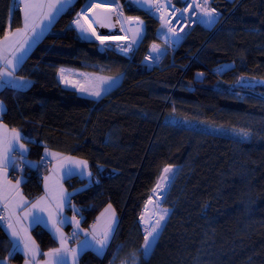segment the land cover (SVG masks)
Masks as SVG:
<instances>
[{
    "label": "trees",
    "instance_id": "1",
    "mask_svg": "<svg viewBox=\"0 0 264 264\" xmlns=\"http://www.w3.org/2000/svg\"><path fill=\"white\" fill-rule=\"evenodd\" d=\"M88 1L76 0L59 14L21 63L17 75L31 84L0 90L3 121L23 133L27 159L37 163L21 159L11 177L24 176L23 191L35 198L50 169L42 162L45 148L88 162L90 178L72 174L64 180L71 197L66 213L76 212L88 229L110 204L119 223L106 254L87 249L79 264H264V0L223 1L218 28L195 26L152 68L143 64L144 53L153 43H165L164 28L150 10L119 0L126 14L145 22L142 42L129 59L82 38L74 21ZM14 5L0 0V38L23 24ZM41 62L55 64L58 75L62 68L93 75L90 85L106 79L98 75L122 78L95 98L37 69ZM224 63L232 65L219 70ZM233 129L248 135L228 133ZM169 166L177 167L164 201L171 214L145 255L141 213ZM108 171L116 174L106 176ZM96 173L100 183L93 180ZM32 233L43 253L59 244L42 225ZM81 237L75 234L73 242ZM12 248L0 223V264L6 258L23 261Z\"/></svg>",
    "mask_w": 264,
    "mask_h": 264
},
{
    "label": "crops",
    "instance_id": "2",
    "mask_svg": "<svg viewBox=\"0 0 264 264\" xmlns=\"http://www.w3.org/2000/svg\"><path fill=\"white\" fill-rule=\"evenodd\" d=\"M75 1L76 0H73V3ZM14 2L20 4V9L23 15V24L19 27V29H24L25 2L33 5V7L29 10L31 13L29 25H36L37 33H40L41 26L43 27V34L37 35L34 42L29 40V38L33 35L31 27L7 42V44H10L12 47L11 49L4 51L3 55L7 56L8 59H12V51L18 48L25 40H29L30 46L27 47L24 54L25 59L37 42L48 33L59 15L56 16L50 25L46 20H44V14L48 12L46 5L55 2V0H14ZM82 23L83 25L87 24L84 21ZM16 29L8 31L15 32ZM0 47H7V45H0ZM41 63H39V65ZM20 65L15 69L13 75L19 80L28 81L30 85V79L17 75V70ZM52 66L54 65H51V67ZM61 70H63V77L61 75L60 76L73 82L75 85H78L80 89H82L84 85H90L94 79V76L90 74L89 76L88 74L80 75L76 72L69 70L66 71L63 68ZM4 71H11V66H6L4 61L0 59V72ZM81 81L84 85H79V82ZM4 86L7 85L0 83V90ZM0 103L3 104L4 109L6 110V104L2 99H0ZM4 111L0 113V154H3L4 149H7V156L12 162L6 165H0V209H5L11 219L12 227L9 228L8 225L4 226L13 242L11 253L20 252L23 254L24 259L19 264H49V262H51V264H55L56 258L47 254L51 253L54 249L61 248V239H63L64 246L69 249H76L79 252L77 264H79L81 254L87 249H92L100 256H104L109 248L119 223V216L114 207L110 204L107 205L99 213L95 221H93L91 227L88 229L82 227L81 218L76 212L72 214L66 213V208L71 200L70 192L64 181L67 177V175H65L66 169L68 166L72 165V162L86 160L71 154H64L50 148H45L43 156L46 158L48 157L51 160V166L49 171L43 177V193L35 198H29L24 193L22 188L25 177L21 175L20 177L13 178L11 177V170L13 167L18 165L21 159L26 160L28 163L31 162L29 164L33 166H36L37 163L36 161L27 159L30 145L25 140V136H23L21 131L9 127L3 121ZM14 133L20 134L18 141L13 140ZM20 144L24 146L23 149L18 147ZM84 172L85 175H81L78 166H74L73 168V174H78L81 177H88L86 173L92 174L88 162L84 168ZM33 205H37V207L34 208ZM34 215H38L40 217L39 223L34 221ZM77 221L78 225L76 223ZM37 225H42L51 231L59 242L57 247L50 248L43 253L39 242L32 233V229ZM67 225H71L70 231L66 229ZM13 231L19 233V236L14 237L12 235ZM77 233H81L82 237L78 241L73 242V236ZM105 233L108 234L109 239L106 241V245L102 251L98 252V246L96 245L87 249L81 248V245L85 240L91 241L93 236L98 239H103ZM28 238L32 241V245L36 253L35 256H33L32 250L26 249L23 246V241ZM2 264L14 263L6 258L2 261ZM67 264H72V256L70 254L67 256Z\"/></svg>",
    "mask_w": 264,
    "mask_h": 264
},
{
    "label": "snow or ice",
    "instance_id": "3",
    "mask_svg": "<svg viewBox=\"0 0 264 264\" xmlns=\"http://www.w3.org/2000/svg\"><path fill=\"white\" fill-rule=\"evenodd\" d=\"M112 2H116V0H112ZM128 2L132 5H144L147 3V0H128ZM194 4H195V8L199 9V12L201 13V15L198 17V22L206 25L208 27H212L214 26L216 23H218L219 21V14L217 13V10L215 8H211L209 7V2L210 0H204L203 4L197 3L196 0H193ZM73 4V0H55V2L53 3H49L46 5V7L48 8V12L46 14H44V20H46L48 22V24L50 25L51 22L56 18V16H58L59 14L63 13L64 11H66L67 9H69ZM33 7V5L25 2V20H24V29H19L17 28L15 30V32H9V31H5V35L3 36L2 39H0V45H7V47H0V59H2L4 61V64L6 66H11V71H4V72H0V83H2L3 85H10L14 88L17 89H23L29 86V82L28 81H23V80H19L18 78L14 77L13 73L15 71V69L21 64V62L24 59V54L27 50V47L30 46L29 40L31 41H35V38L37 37V35H42L43 34V27L41 26V31L40 33H37L36 25H29V19H30V9ZM162 6L161 5H157V11L160 10ZM176 12H180V9H174ZM187 10V9H185ZM85 11V10H82ZM117 15L120 16L121 18H123V14L119 11H117ZM84 19H87L86 16H84ZM129 20L132 19H136L139 22V18H132L129 17L127 18ZM74 24L79 28L80 32L83 34L82 38L84 39H89V33L95 37V39L99 40L101 45L105 44V41L107 40V37L105 36H100L99 34L96 33L95 28H92L91 23H89L88 28H85L84 25L81 23V18H80V14H78L77 19L74 21ZM101 26H105V25H101ZM107 27H113L112 24H108L106 25ZM29 27H31V31L33 33L32 37L29 38V40H25L23 43L20 44V46L18 48H16L14 51H12V59H8L7 56L3 55V52L6 50L11 49V45L7 44L8 41H10L13 37L17 36L18 34H21L23 31L29 29ZM8 28H11V21H9L8 24ZM168 31L172 33V37L174 39V42L178 41L180 39L179 34L176 32V29L174 27L169 26L168 27ZM139 35V32L137 30V32L134 35V39L132 41V43L127 44L126 46L122 47L120 50L124 53H128L132 50V44H134L136 42V37ZM119 47V46H118ZM153 51L154 52H158L159 49L157 46H153ZM198 76H202V73H198ZM61 76L63 77V70H61ZM109 81H111L113 78H108ZM242 80L244 79L243 77L241 78ZM65 83H69V81L65 80ZM112 87V84L109 83V89ZM247 87H253L252 83H248ZM81 91L87 92L89 91L88 89H81ZM93 96L95 97H99L101 95V91L96 90L93 91L91 93ZM4 106L2 103H0V113H2L4 111ZM245 136H247L248 134L245 133ZM20 138V134L19 133H14L13 135V140L14 141H18ZM18 147L20 149H23L24 146L22 144L18 145ZM52 155V154H49ZM12 161L8 158L7 156V149H4L3 154H0V165H6L11 163ZM31 163V162H29ZM87 162L86 161H75L72 162V165L68 166L65 172V175H67L68 177H71V175L73 174V168L74 166H78L79 170H80V174L81 175H85L84 172V168L86 166ZM63 167V165H62ZM165 172H169L170 169L169 168H165L164 169ZM86 175L90 178L91 177V173H86ZM154 192L156 191V189L153 190ZM33 207H37V205H33ZM167 215V210H163V214L159 215V218L155 220V223L151 226L150 230H146L147 234L145 236V240H144V244L142 246L143 251L145 253V255L150 254L151 250L154 247V244L156 243L157 237L159 235V232L161 230V221L164 220V217ZM67 220V218H66ZM34 221L36 223L40 222V217L38 215H34ZM78 225V221L76 222ZM8 227L11 228L12 225L11 223L8 224ZM12 235L14 237H18L19 233H17L16 231L12 232ZM109 239V236L107 233L104 234L103 239H98L95 236L92 237L91 241L85 240L83 242V244L81 245L82 249H87L90 247H93L94 245L98 246L97 250L102 251L103 248L106 245V241ZM61 245L62 247L59 249H54L51 253L47 254V255H52L54 256L55 259V264H67V256L70 254L72 256V264H77V257L79 255V252L76 249H69L66 246H64V241L63 239H61ZM23 246L26 249H30L33 251V256H35V250L33 248L32 245V241L30 240V238L26 239L23 241ZM49 264H51V262H49Z\"/></svg>",
    "mask_w": 264,
    "mask_h": 264
},
{
    "label": "rangeland",
    "instance_id": "4",
    "mask_svg": "<svg viewBox=\"0 0 264 264\" xmlns=\"http://www.w3.org/2000/svg\"><path fill=\"white\" fill-rule=\"evenodd\" d=\"M90 1V0H89ZM88 1V2H89ZM158 1L159 0H147V3L146 4H144V5H140V7H142V8H144V9H146V10H150V12L152 11V9L156 6V4L158 3ZM87 2V3H88ZM115 3H117V6H118V8H119V12H121L122 14H123V18H121V24H122V26H123V28H124V31H125V34H127V35H124L125 37H127L128 35L130 36V37H134V35H135V32H137V30H138V32H139V30H141V28H140V26L137 24L136 26H134L135 24H131V23H127V20H126V18L127 17H131V16H133L134 18H137L136 16H134V15H128V14H126L125 13V10H124V6H123V4L119 1V0H116V2ZM16 4H18L19 5V7L18 8H20V4L19 3H15V5ZM15 5H14V7H15ZM84 8V7H83ZM82 8V9H83ZM78 14H80V18H81V23L84 21L85 23H87L88 25H89V21H88V19H84V14H83V12L80 10L79 11V13ZM78 14H77V16H76V19H77V17H78ZM75 19V20H76ZM84 19V20H83ZM139 20H142V19H140L139 18ZM142 22H143V31H142V33L144 32V30H145V22L142 20ZM123 23H125V26H124V24ZM83 24V23H82ZM85 25L84 24V27L85 28H88V25ZM76 26V25H75ZM92 26V25H91ZM77 27V26H76ZM93 28V27H92ZM77 29H78V31L80 32V30H79V28L77 27ZM96 31V30H95ZM81 33V32H80ZM97 33V32H96ZM81 35H83L82 33H81ZM142 38V36L140 37V39ZM89 39H92V40H95V41H97L99 44H101L100 43V41L99 40H97V39H95V37L94 36H92L90 33H89ZM132 39V38H131ZM140 39H139V37H136V41L138 40V43L140 42ZM142 42V41H141ZM141 42H140V44H141ZM105 43H107V44H111L112 46V48L116 51L117 49H116V45L118 46V45H120V42H119V40H117L116 38L115 39H113V38H107V40L105 41ZM138 43H137V45H138ZM135 44H136V42H135ZM157 46L158 47V49H159V52H167V47L169 48V49H171V47L169 46V45H167L166 43H165V45H162V44H158V43H153V44H151V48L153 49V46ZM180 45V44H179ZM178 45V46H179ZM102 46V45H101ZM139 47V46H138ZM137 47V48H138ZM122 48V47H121ZM120 48V49H121ZM136 48V49H137ZM177 48V47H176ZM176 48H174V49H176ZM135 49V50H136ZM173 49V50H174ZM51 65H55V64H48V63H46V62H42L39 66H38V68L37 69H39V70H45V71H50V72H53L52 71V67H51ZM232 65V63H224V64H222L221 66H219L218 68H219V70H224V69H226V68H228V67H230ZM67 67H69V66H67ZM75 68V67H74ZM78 70H81V71H87V72H94L95 70H89V69H81V68H78ZM100 72H104V71H100ZM106 73H108V72H106ZM55 74V73H54ZM112 74V73H111ZM56 76H58V78H60V80L61 81H63L64 83H65V80L66 79H64V78H62L60 75H58V74H55ZM97 78H102V79H104V78H106V79H104L102 82H100L101 84H95V83H93L92 85H88V90H89V92L90 93H92L93 91H96V90H99V91H101V95L99 96V97H95V96H92V94L91 95H89V94H86L85 92H83V91H81V89L77 86V85H75L73 82H71V81H69V80H67V81H69V83H65V84H69V85H71V86H73V87H75L81 94H83V95H87V96H91V97H95V98H100V97H102V96H104L105 94H107V93H109L112 89H114L113 87H115L116 86V84L118 83V79H120V81H121V76H119V77H111V78H113L111 81H109V77H106V76H100V75H98V76H96ZM96 81V80H95ZM261 83H264V80L263 81H260ZM109 83H111L112 84V87L110 88L111 90H108L109 89ZM228 133H234L235 135H239V136H242V137H245V133H247V131H245V130H243V129H233L232 131H228ZM46 165L48 164V166H51V160L47 157L46 158ZM21 165H24L23 163L21 164ZM22 167H24V166H22ZM166 168H169L170 169V171L169 172H163V174H162V176H161V178H160V180H159V183L157 184V186L155 187V189H156V191L154 192V191H152L151 192V195H150V197L148 198V200H147V202L145 203V206H144V209L142 210V213H141V217H140V221H141V223H142V226H143V228H144V230H145V232H146V234H147V231L146 230H150V228H151V226L155 223V220L156 219H158L159 218V215H162L163 214V210H167V215L164 217V220L163 221H161V225H162V227H161V230H160V232H159V235H158V237H157V240H158V238H159V236H160V234H161V232H162V230H163V228H164V226H165V224H166V222H167V220H168V218H169V216H170V214H171V208H169V207H167V206H165V204H164V201H165V199H166V196H167V194H168V191H169V189H170V187H171V184H172V181H173V178H174V176H175V174H176V171H177V167H172V166H169V167H166ZM24 169V168H23ZM1 210H4L5 212H6V210L5 209H0V211ZM262 212H263V216H264V204L262 205ZM6 214H7V212H6ZM8 215V214H7ZM9 216V215H8ZM10 221H11V219H10ZM263 221V220H262ZM11 223V222H10ZM157 240H156V242H157ZM155 245V244H154Z\"/></svg>",
    "mask_w": 264,
    "mask_h": 264
},
{
    "label": "built area",
    "instance_id": "5",
    "mask_svg": "<svg viewBox=\"0 0 264 264\" xmlns=\"http://www.w3.org/2000/svg\"><path fill=\"white\" fill-rule=\"evenodd\" d=\"M229 2V3H236L239 0H210L209 7L215 8L217 10V13L219 14V21L212 27H208L206 25H203L198 22V17L201 15L198 8H195V4L193 0H159L156 6L152 9L151 14L161 23V25L164 28L163 33L161 34L160 38L161 40L169 45L171 49H174L178 47V45L184 40V38L189 34V32L197 25H201L205 27L208 30H213L215 28H218L224 19H222V11H221V3L222 2ZM197 3L203 4L204 0H196ZM157 5H161L159 11H157ZM19 5L16 4L15 8H18ZM174 9H180V12H176ZM187 9V10H185ZM135 24L134 26H136ZM174 27L176 29V32L179 34L180 39L176 42H174V39L172 37V33L168 31V27ZM127 35V34H125ZM132 38V39H131ZM115 39V38H113ZM134 37H130L129 35L127 37L123 38H117L119 40L120 45H116V51L124 56H126L129 59H132L135 49L138 47L136 41V44H132V50L128 53H124L120 50L121 47L126 46L127 44L132 43ZM103 50L106 49H113L111 44L105 43L101 46ZM166 54L165 52H154L153 49L150 47L143 56L142 62L145 66L148 68H152L155 66H159L164 59V56ZM46 157L42 156V162H46ZM24 165H21L19 168L23 170L22 167ZM104 168L101 166L100 170H103ZM116 174L115 171H108L106 172V176H114ZM93 180L95 183L101 182V176L99 174H93ZM10 217L6 214L4 210L0 211V223L3 226H7L10 223Z\"/></svg>",
    "mask_w": 264,
    "mask_h": 264
},
{
    "label": "water",
    "instance_id": "6",
    "mask_svg": "<svg viewBox=\"0 0 264 264\" xmlns=\"http://www.w3.org/2000/svg\"><path fill=\"white\" fill-rule=\"evenodd\" d=\"M82 10L81 11L87 17L92 27L102 33L101 35L115 33L120 25L121 18L117 15L118 9L116 3L112 2V0H90ZM131 17L134 18L133 16ZM136 17L140 18L138 16ZM108 24H112L113 27H107L106 25ZM144 34L145 30L142 33L140 42L142 41ZM140 42L138 43V46L140 45Z\"/></svg>",
    "mask_w": 264,
    "mask_h": 264
},
{
    "label": "bare ground",
    "instance_id": "7",
    "mask_svg": "<svg viewBox=\"0 0 264 264\" xmlns=\"http://www.w3.org/2000/svg\"><path fill=\"white\" fill-rule=\"evenodd\" d=\"M116 6H117V3H116ZM117 9L119 10L118 6H117ZM127 18H129V17H127ZM127 18H126L127 23H131L132 22L131 24H138L140 26L141 30H139V35L137 36L140 39V37L142 36V31H143V22H142V20H139V22H138L136 19L129 20ZM123 24L125 26V23H123ZM95 30H96L97 34H99L100 36H105L107 38L111 37V38H116V39L117 38H123L124 35H125V31H126V30L124 31V28H123L121 22H120V25L117 28V31L115 33H112V34L101 35L102 33H100L97 29H95Z\"/></svg>",
    "mask_w": 264,
    "mask_h": 264
}]
</instances>
